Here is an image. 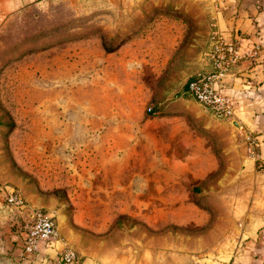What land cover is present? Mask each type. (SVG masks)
Segmentation results:
<instances>
[{"label": "rangeland", "instance_id": "374dc122", "mask_svg": "<svg viewBox=\"0 0 264 264\" xmlns=\"http://www.w3.org/2000/svg\"><path fill=\"white\" fill-rule=\"evenodd\" d=\"M153 2L166 5H146ZM211 9V0H42L1 24L0 144L10 148L14 175L57 196L61 208L47 210L79 257L121 264L221 258L246 227L237 213L246 205L237 200L246 194L238 165L246 136L240 133L243 155L224 153L217 126L194 98L176 91L154 104L145 66L99 70L82 53L89 41L106 50L147 35L166 16L173 29L206 39ZM173 75L178 84L182 77ZM122 82L126 104L118 97ZM82 132H124L126 142L121 151H98L99 138Z\"/></svg>", "mask_w": 264, "mask_h": 264}, {"label": "crops", "instance_id": "0c3cea01", "mask_svg": "<svg viewBox=\"0 0 264 264\" xmlns=\"http://www.w3.org/2000/svg\"><path fill=\"white\" fill-rule=\"evenodd\" d=\"M40 1L42 0H0V26L11 12L27 3ZM146 5L166 4L153 2ZM211 8L213 11L211 26L222 30L227 38L236 40L240 52L245 53L257 43L264 44V0H211ZM157 19L159 21L153 24L147 35L130 37L111 51H106L102 43L97 45L96 42L89 41L88 44L84 43L82 53L84 58H89L88 66L98 67L99 70L114 68L122 70L123 74L129 68L132 73L136 72V65L145 66L153 76L148 88H151V96L157 102L154 104L159 105L161 101L156 98L170 96L176 91L179 93L177 98L188 96L184 89L190 75L208 67L206 52L209 48V35L203 39L200 35L189 36L182 32L183 30L173 29L171 16ZM51 66H55L54 63ZM176 72L182 77L178 84L173 75ZM159 82L161 86H156ZM128 86V82H122L120 87L118 85V97L122 104L128 103L130 96ZM219 86L232 97L233 114L219 118L204 108L218 128L223 152L230 154L237 151L243 155L241 146L244 143L239 141L240 133L246 137L252 136L255 140L253 152L246 150V155L238 159V165L240 167L243 165L245 170V178L242 180L246 183V194L237 200L246 201V205L244 208H238L237 213L246 217V227L234 237L227 256L190 260L184 258L177 264H264V47L253 55H244L225 74ZM155 89L159 91L157 95ZM82 134L83 137L99 138L98 144H94L98 151H121L123 142H126L124 132ZM74 135L75 132H67L65 136ZM108 137L113 140H108ZM134 137L135 143H131L130 147L131 150L134 147L137 151L141 136L134 134ZM181 141L185 145L186 138L180 136L178 142ZM91 145L88 143L85 147L90 149ZM246 148L248 149L247 144ZM7 149L10 148L0 144V264H121L117 258L110 257L98 260L80 257L73 263L59 261V251L62 247L60 241L40 242L33 252L24 250L23 224L27 212L26 209L15 208L6 203L5 190L15 188L29 204L46 210L58 211L61 207L58 205L60 203L57 196L54 193L48 195L47 188L39 181L36 180L35 186L32 187L14 175L11 171V155ZM50 213L54 215L52 211ZM53 218L60 233L67 239L68 230L61 221H57L54 216Z\"/></svg>", "mask_w": 264, "mask_h": 264}, {"label": "built area", "instance_id": "2783aa9c", "mask_svg": "<svg viewBox=\"0 0 264 264\" xmlns=\"http://www.w3.org/2000/svg\"><path fill=\"white\" fill-rule=\"evenodd\" d=\"M209 48L206 52L207 65L193 73L186 82L184 92L202 104L213 115L219 118L233 114L232 97L219 87L225 74L232 66L238 63L244 55H253L264 47L257 43L245 53L240 52L236 40L227 38L225 33L212 28L208 36ZM146 111L156 113L153 105H147ZM248 150L253 152L255 140L252 136L246 137ZM5 202L12 207L26 209L27 217L23 224L25 230L24 250L33 252L40 242L60 241L59 261L73 263L80 257L69 241L60 233L53 215L40 206L29 204L23 195L15 188H8L4 192Z\"/></svg>", "mask_w": 264, "mask_h": 264}, {"label": "trees", "instance_id": "16d2710c", "mask_svg": "<svg viewBox=\"0 0 264 264\" xmlns=\"http://www.w3.org/2000/svg\"><path fill=\"white\" fill-rule=\"evenodd\" d=\"M113 49H114V48H109V49L106 48L107 51H111V50H113Z\"/></svg>", "mask_w": 264, "mask_h": 264}]
</instances>
